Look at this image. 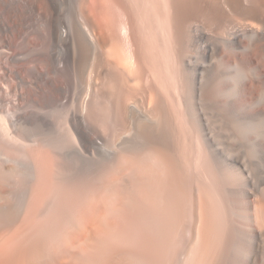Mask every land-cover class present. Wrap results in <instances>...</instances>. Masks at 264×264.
I'll return each mask as SVG.
<instances>
[{
	"label": "bare ground",
	"instance_id": "bare-ground-1",
	"mask_svg": "<svg viewBox=\"0 0 264 264\" xmlns=\"http://www.w3.org/2000/svg\"><path fill=\"white\" fill-rule=\"evenodd\" d=\"M0 264H264V0H0Z\"/></svg>",
	"mask_w": 264,
	"mask_h": 264
}]
</instances>
